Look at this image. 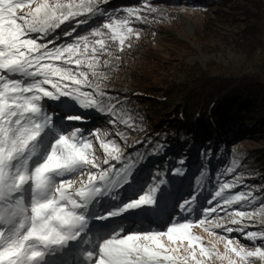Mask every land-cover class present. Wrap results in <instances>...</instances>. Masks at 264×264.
Here are the masks:
<instances>
[{
    "label": "snow or ice",
    "instance_id": "snow-or-ice-1",
    "mask_svg": "<svg viewBox=\"0 0 264 264\" xmlns=\"http://www.w3.org/2000/svg\"><path fill=\"white\" fill-rule=\"evenodd\" d=\"M99 2L0 0V264L264 262V195H256L264 189L234 193L243 178L228 167L231 178L218 179L204 207H198L203 189L194 190L163 227L144 228L136 221L126 227L127 217L158 207L167 180L154 175L132 188L136 164L109 133L69 123L86 117L49 110L47 101L67 100L70 111L104 112L107 93L93 84L105 75L98 69L119 60L110 50L113 43L123 52L133 37L140 38L132 22L145 17L137 8L79 34L81 25L104 15ZM62 36L71 42L58 43ZM115 112L114 105L107 108L113 125ZM97 222H108L107 231ZM194 227L214 239L204 241ZM69 254L71 261L64 258Z\"/></svg>",
    "mask_w": 264,
    "mask_h": 264
},
{
    "label": "rangeland",
    "instance_id": "rangeland-1",
    "mask_svg": "<svg viewBox=\"0 0 264 264\" xmlns=\"http://www.w3.org/2000/svg\"><path fill=\"white\" fill-rule=\"evenodd\" d=\"M121 3L125 4L122 9L115 10ZM98 7L104 15L95 16L89 23L81 25L77 29L79 34H87L108 22L109 17L117 20L126 17L127 13L124 10L128 8L140 9V14L145 17L144 21L132 22V27L140 33V38L133 37L130 41L131 47H125L123 52L119 51L118 43H113L110 50L119 56V60L113 58L111 67L98 69L105 75L102 79L94 80L93 84L99 83L100 89L107 93L104 98L105 111L75 109L70 111L71 104L67 100L63 104L56 101L46 103L50 111L62 109L69 114L86 117L85 121L69 123L89 131L99 129L100 135L109 133V139H114L126 153L135 146L139 147L140 140L134 138L136 140L133 143L129 142L128 130L122 129L119 124L111 123L112 120H109L111 115L106 114L109 105L108 95L119 93L125 87L139 86L138 75L146 73L149 65L156 64L153 81H150L154 86L182 82L183 67L195 64L204 68L205 65L212 63L222 67L225 74L263 72L264 0H229L224 6L211 3L202 6L173 1L161 3L159 0H107V3L100 0ZM153 8L156 11H150ZM252 39L261 43L259 47L253 46ZM65 40V43L71 42V38ZM59 42H62V39ZM148 58L149 60H145ZM104 59L108 57L105 56ZM157 82L162 84L159 85ZM247 108L246 104L230 110L235 114H229L226 119L231 121L228 125L233 124V126L227 130L223 140L219 133L213 136L210 134L205 147L202 145V139H199L196 145L200 141V148L193 149L192 143L189 147L178 150L182 155L177 161L186 162V165H172L170 159L163 161L165 155L161 156L162 152H159V156H154V152H148L143 158L134 159L133 161L137 163L132 173V188H138L154 175L167 180V184L163 185L157 194L158 207L137 211L127 217L124 221L126 227H133L134 221L138 222L135 226L144 228L163 227L168 217L175 213L176 205L184 198L190 197L194 190L203 189L198 195V207H204L210 194L218 187V179L231 178L225 175L228 167L235 169L233 175L243 178L241 187L234 189V193L264 189V177L258 169L259 166H264V133L258 132V129L249 124L250 121L244 115ZM207 114L209 115L210 111ZM214 116L217 118V115ZM226 119H221L224 126ZM116 133H121L122 136H117ZM128 135L130 138L131 134ZM208 146L209 150L206 149ZM101 153L102 150L97 154ZM230 154L236 159L230 160ZM161 165L167 166L164 170H160ZM175 169H180L183 174H173ZM132 188H127L128 195H131ZM256 195L262 196L264 191H257ZM227 220L228 218L225 217L223 222ZM107 223L97 222L96 227L107 231ZM193 232L201 236L204 241L214 239L201 227H194ZM222 234L221 231H217V235ZM233 237L238 238L239 233H233ZM240 243L249 249L254 247L249 241L241 240ZM218 248L223 252L222 243L218 244ZM252 264H264V262L255 260Z\"/></svg>",
    "mask_w": 264,
    "mask_h": 264
},
{
    "label": "trees",
    "instance_id": "trees-1",
    "mask_svg": "<svg viewBox=\"0 0 264 264\" xmlns=\"http://www.w3.org/2000/svg\"><path fill=\"white\" fill-rule=\"evenodd\" d=\"M164 1L224 6L229 0H159L161 3ZM124 5L118 4L115 10H121ZM67 38L62 36V42H66ZM253 43L256 48L261 44L258 40H253ZM147 69L146 73L138 75L139 86L125 87L119 93L108 95V107H116L115 119L122 129L128 130L129 142L140 140L139 147L135 146L127 153L132 160L143 158L148 152H154V156H159V152H162L161 156L165 155L163 161L170 159L172 165H186V162L177 161L182 155L178 150L189 147L192 143L193 149L200 148V141V145H196L199 139H202V145L205 147L210 134L213 136L219 133L223 140L227 130L233 126L228 125L231 121L226 119L229 114H235L230 110L246 104L248 108L244 115L250 121L249 124L258 129V132L264 133V69L263 72H258L261 74L255 71L240 72L238 75L225 74L222 67L212 63L204 68L195 64L183 67L182 82L166 83V86H154L150 82L153 81L156 64L149 65ZM214 115H217V118ZM113 118L111 115L109 120ZM221 119H226L225 126ZM128 133L131 134L130 138ZM206 149L209 150L210 147ZM224 157L226 158V155ZM229 158L236 159L231 154ZM163 167L161 165L160 170H164ZM258 169L264 177V166H259Z\"/></svg>",
    "mask_w": 264,
    "mask_h": 264
},
{
    "label": "bare ground",
    "instance_id": "bare-ground-1",
    "mask_svg": "<svg viewBox=\"0 0 264 264\" xmlns=\"http://www.w3.org/2000/svg\"><path fill=\"white\" fill-rule=\"evenodd\" d=\"M64 258L67 259V260H69V261H71V260H72V255L69 254L68 256H66V257H64Z\"/></svg>",
    "mask_w": 264,
    "mask_h": 264
}]
</instances>
